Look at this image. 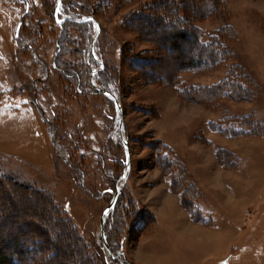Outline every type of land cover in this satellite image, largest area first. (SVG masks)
<instances>
[{
  "label": "rangeland",
  "instance_id": "1",
  "mask_svg": "<svg viewBox=\"0 0 264 264\" xmlns=\"http://www.w3.org/2000/svg\"><path fill=\"white\" fill-rule=\"evenodd\" d=\"M155 1L61 0L57 7L58 0H0V243L8 232L23 234L28 243L39 235L52 249L43 252V244L32 242L34 253L43 252L35 264H264V0H210L213 14L195 24L206 33L230 26L237 40L226 46L252 79L245 86L253 98L250 108L217 98L206 111L170 97L175 87L166 82L154 84L196 54L186 21L177 25L187 34L182 41L167 28L166 23L175 27L174 20L160 12L127 24L125 18ZM185 3L189 10L204 6L203 0ZM135 24L160 46L156 63L146 57L151 68L140 55L155 47L140 40ZM169 37L181 46L172 47ZM228 61L200 79H180L186 86L217 84L234 65ZM97 87L119 103L121 131L117 107ZM241 115L251 118L246 130L262 136L236 140L235 152L230 138L215 134L210 124L226 120L227 132H235L242 124L233 119ZM120 135L130 160L125 180ZM165 142L181 151L193 143L205 146L202 156L211 173L202 179L223 181L222 189L205 195L185 165L193 166L197 156L172 150L187 168L196 190L192 198L210 217H204L208 228L195 232L199 238L179 234L178 223L165 219L154 231L150 227L154 187L163 176L171 184L157 166L168 154ZM116 188L104 224L112 257L99 227ZM48 202L56 209L53 216Z\"/></svg>",
  "mask_w": 264,
  "mask_h": 264
},
{
  "label": "trees",
  "instance_id": "2",
  "mask_svg": "<svg viewBox=\"0 0 264 264\" xmlns=\"http://www.w3.org/2000/svg\"><path fill=\"white\" fill-rule=\"evenodd\" d=\"M203 1L204 6L201 8L197 7L196 11V9L193 7H191L189 10L185 0H157L154 3H150L142 9H139L137 13H133L129 15L128 18H125L126 21H128L127 24L131 22L133 23V21L138 22L141 19L152 20L153 17L156 16V13L160 12L159 14L161 16H165L168 19L174 20L175 27L172 23H166L167 28H170V30L176 34L174 36L179 38L181 41L186 38L187 34L184 33V31L182 32L180 28L178 29L177 25L182 24L185 21L188 23L189 35H191L192 38V47L195 49L196 54L186 63L182 62L173 76H167L166 74L162 75L159 79H154V84L161 86L162 81L166 82L169 87H175L174 89L181 100L199 104L204 107L213 105L215 101H217V98H225L232 101H251L253 98L248 96L249 93H247L248 90L245 88V86L251 85L250 82L252 79L249 82V75H246V72L239 64L233 62L235 60L233 57L234 55L226 46V42L234 43V41L237 40L236 34L234 35L230 26H223L215 32L206 33L207 31H202L195 25L199 20L202 21L208 18L210 14H213V8L215 6H213V8L210 7L213 5V1L212 3L210 0ZM161 16L155 17L156 20H160L159 18H162ZM131 26L135 28V31L141 37L140 40L150 42L155 47V50L143 51L142 55H140V58H143L140 60L141 64L151 68V64L156 63L157 58H160V55L158 54L160 46H158L156 41L145 38L139 31L136 24ZM228 34L229 37L227 36ZM172 40L173 39L169 37L168 43L170 42L172 47H174V44L176 43L175 46L178 48L180 42L178 45L177 42L174 43ZM153 54L155 56H153ZM149 55L153 61H151L152 63H149V61L146 60V57ZM226 61L232 62L234 65L229 67L224 78L217 84H213L211 86L189 84L186 86L184 81H182L183 79H180L182 74L201 75L203 73L213 71L220 64L225 63ZM75 79L76 82H79V76L76 75ZM233 120L242 124H238L239 128L235 132H227L226 120L220 121L218 123H211L210 127L212 130L227 136L252 134L250 130H246V127H249L251 124V118L248 117L239 120L234 118ZM223 126L225 129L221 128ZM162 150L168 154L166 157L162 156L160 158V164H157V166L160 167L164 174L171 176L170 188L172 193L180 195L181 206L190 214L192 221L196 223L204 222L203 224H208L210 221L204 220L201 207L198 205V202H196L197 199L195 200L192 198L193 194L191 193H196V190L189 179V174L184 169V167L179 164L177 161V155L174 154L170 147L163 144ZM47 206L53 216L56 213V209L53 205L51 206L50 203L47 204ZM148 216L151 219L150 227H152L155 223V219L153 216ZM140 220L142 222V218H140ZM145 226L146 225L144 224V229H147ZM20 227H22V225ZM22 236L23 234L13 235L12 232H8V234L4 236L0 243V264H35L38 259H41L42 253L44 250L46 251V247H48V249H52V245L50 246L47 241L42 240L39 235H34L32 242L39 247L43 244V252L39 250L34 253L33 248H30L32 242L28 243L30 240L28 238L25 239L24 236L23 239ZM52 253V259L56 258V252Z\"/></svg>",
  "mask_w": 264,
  "mask_h": 264
},
{
  "label": "crops",
  "instance_id": "3",
  "mask_svg": "<svg viewBox=\"0 0 264 264\" xmlns=\"http://www.w3.org/2000/svg\"><path fill=\"white\" fill-rule=\"evenodd\" d=\"M197 79H200L199 75L197 76ZM197 84L198 85H202V84H199L198 82H196L195 85H197ZM206 86H208V85H206ZM166 89H169L170 91L174 90V89H171V88H166ZM169 96L170 97H175V99L179 103L181 102L182 104H187V105H197V106L203 108L206 111L205 107L202 106V105L195 104V103H189V102H185V101L181 100L178 97V95H177V93L175 91H172V94L169 95ZM252 102H253V100L244 101L242 103H245L250 108L251 106L249 104L252 103ZM161 107H162V105L159 106V108H161ZM235 115H237V114H235ZM237 116H239V115H237ZM243 117L244 118H248L249 116H247V117L243 116ZM243 117L241 115L240 118H243ZM155 119H156V122L157 121H161L160 115L158 114L157 118L155 116ZM201 119H202V122L205 121L203 117ZM199 120L200 119H198L197 121L195 120V121L198 122ZM178 124H181V123H178ZM172 125L174 126V124H172ZM197 130H199V129H197ZM197 130H195L193 132V135L195 134V132ZM213 132L215 133L214 130H213ZM217 133H219V132H217ZM217 133H215V134H217ZM156 136L159 138V134L157 133V130H156ZM261 136L262 135L254 136L252 134H244V135L240 134V135H235V136H228L230 138V145H231L230 150L237 152L238 149L235 146L236 145V140L240 141V139H241L243 141V139H247V138H250V137L257 138V137H261ZM166 145L169 146L170 148H172L173 151H176L178 155L184 156L186 151H190V154L197 156L196 161L193 162V166L188 165L187 163H185V165L188 168V172H189V174L191 176V180L199 188V190H201L205 195H207L206 193H208V191H210V190L214 191L216 193L220 189H222V187H220V186H223V181L222 180L221 181L218 180V182H219L218 183L217 180L215 179L216 177L215 178L210 177V179H209L210 181L207 183L206 179L205 180L202 179V177H204L206 175V173L207 174L211 173L209 167H207V164L205 163V161L203 159V156H202V154H203V149L202 148L205 147V146H201L198 143H193L189 147L190 150L188 149L186 151H184V150L181 151V149H179V147H177L174 144L166 143ZM210 167H211V165H210ZM208 169H209V171H208ZM211 178L213 180H211ZM162 183L163 184L156 185L154 187L155 192L153 193V196L150 199V202L152 203L151 204L152 206L151 207L149 206V210L152 211L153 217H154L155 222H156L153 225V231L156 229L157 225L161 224L162 223L161 221L163 219H165V220H169V222L173 221L174 223H178L177 225H175V228L177 229V232L179 234L184 235V233L188 232V234H190L193 238H195V237L199 238L198 235H196L195 232L199 231L201 228L206 229L208 227L204 226V224H202V223H196V222L191 220L190 214L181 206L180 195L170 192V190H169V185L170 184L168 183V181H166L164 176L162 178ZM217 183L219 185H217ZM216 187H218V188H216ZM171 210L174 211L173 215L168 213V212H171ZM201 210H203L202 213H203L204 217L210 218L209 215L206 214V211L204 210V208L203 209L201 208ZM199 244H200V242H199ZM141 250L143 252L142 248H141ZM147 250L148 249H146L144 247V251L146 253H148L146 255L150 256L153 259H155L154 255H156V254L152 253L150 250L149 251H147Z\"/></svg>",
  "mask_w": 264,
  "mask_h": 264
},
{
  "label": "water",
  "instance_id": "4",
  "mask_svg": "<svg viewBox=\"0 0 264 264\" xmlns=\"http://www.w3.org/2000/svg\"><path fill=\"white\" fill-rule=\"evenodd\" d=\"M61 0H58L57 2V7L59 6ZM57 15V14H56ZM56 17V16H55ZM101 93L103 95H106L110 98H112L114 104L116 105L117 109H118V128L119 130L121 131L122 130V127H123V119H122V114H121V107L119 105V103L115 100V98L113 96H111L108 92H105V91H101ZM121 136V139H122V143L126 149V161H125V171L123 172V175H122V178L123 180H125V175L127 173V170L129 169V164H130V160H129V152H128V148H127V142L126 140H124L123 136ZM119 191H120V188H116L115 192H114V195L112 197V199L110 200L109 204L107 205V207L104 209L103 213L101 214V218H100V235H101V239L103 241V246H104V249L108 252V254L110 255V248L109 246L107 245V242H106V237H105V234H104V224H105V220L108 216V214L113 210L114 208V205L116 203V200H117V197L119 195ZM127 262V261H126ZM128 263V262H127Z\"/></svg>",
  "mask_w": 264,
  "mask_h": 264
}]
</instances>
